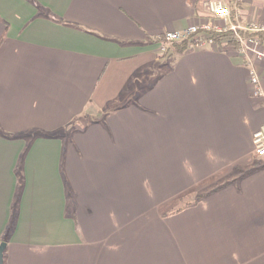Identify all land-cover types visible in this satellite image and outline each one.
<instances>
[{
	"label": "crops",
	"instance_id": "crops-1",
	"mask_svg": "<svg viewBox=\"0 0 264 264\" xmlns=\"http://www.w3.org/2000/svg\"><path fill=\"white\" fill-rule=\"evenodd\" d=\"M209 1L0 0L3 264H264V62L155 39Z\"/></svg>",
	"mask_w": 264,
	"mask_h": 264
},
{
	"label": "built area",
	"instance_id": "built-area-1",
	"mask_svg": "<svg viewBox=\"0 0 264 264\" xmlns=\"http://www.w3.org/2000/svg\"><path fill=\"white\" fill-rule=\"evenodd\" d=\"M238 2L239 0H235ZM208 10L210 15L213 16L214 21L221 23H227L230 16V7L224 2V0H210L208 2ZM216 23V22H215ZM215 23L200 22L198 24H191L183 30L178 31H166L162 36L164 38V52H169L174 48V43L182 41L184 39H192L197 43H203L205 41L212 42L213 39L210 35L206 36L203 33H209L210 30L224 31L229 28L231 29H242L239 25H232V27H226L222 25H215ZM248 31L257 32L264 31V20L259 22H251L248 26L243 28ZM235 37L240 44V52H242L247 58V65L249 66V81L252 85V92L254 97H258L262 94V84L259 74L249 57V53L253 52L256 59L264 62V40L258 37H244L235 31ZM254 154L257 157H264V124L254 134Z\"/></svg>",
	"mask_w": 264,
	"mask_h": 264
},
{
	"label": "trees",
	"instance_id": "trees-1",
	"mask_svg": "<svg viewBox=\"0 0 264 264\" xmlns=\"http://www.w3.org/2000/svg\"><path fill=\"white\" fill-rule=\"evenodd\" d=\"M48 16L52 17L53 19H57L56 16L52 15L51 13H49ZM237 32L244 37H258V38L264 40V31L252 32V31H248V30L237 29ZM235 34H236L235 31H232V29H227L224 31H215V30L209 31V35L213 39V41H216L218 43L226 42L227 44L238 48L240 46V44L237 41ZM155 39L156 40H162V39L164 40L163 36H160L159 38H155ZM189 45H190L189 40L184 39L178 43H174V49L179 50V51H184L186 48H188ZM215 190H217V187L210 190L209 192H213ZM205 195H207V193L201 194V195H199V197L201 198ZM11 230L12 229H10V233H11ZM8 236H9V231L6 232V234L4 235L3 242L7 243Z\"/></svg>",
	"mask_w": 264,
	"mask_h": 264
},
{
	"label": "rangeland",
	"instance_id": "rangeland-1",
	"mask_svg": "<svg viewBox=\"0 0 264 264\" xmlns=\"http://www.w3.org/2000/svg\"><path fill=\"white\" fill-rule=\"evenodd\" d=\"M232 2H234V5L236 4V5H238V4H240V3H242V1L243 0H239L238 2H236L235 0H231ZM224 2L227 4V6H229L228 5V2H226V0H224ZM230 7V6H229ZM231 10V9H230ZM230 16H232V11H230ZM209 17H210V19H205L204 20V22H208V21H210L211 23H215V25H224V26H226L227 28L228 27H232V25H236V27H237V25L238 24H235V23H231V22H228L229 20H230V17H229V19L227 20V23H221L220 24V22L218 21H214V19H213V16L212 15H209ZM261 21H263V20H261ZM229 29H231V28H229ZM243 29V28H242ZM243 30H245V29H243ZM232 31H237V29L236 30H234V29H232ZM190 40H192V39H190ZM180 42V41H179ZM176 43H178V42H176ZM174 45V44H173ZM165 54H167L168 52H164ZM69 131H72V126H70L69 127ZM69 134V133H68ZM70 139L68 138V135L64 138V141L65 142H67V141H69ZM256 160V162L258 163V164H263L264 163V158H256L255 159ZM237 172V171H236ZM236 174H238V172L236 173ZM231 176H228V177H222L221 179H219L217 182H215L214 184L215 185H213V186H216L217 184H219V183H221V182H226L229 178H230ZM203 189V188H202ZM204 190V189H203ZM190 197H193V196H190Z\"/></svg>",
	"mask_w": 264,
	"mask_h": 264
},
{
	"label": "water",
	"instance_id": "water-1",
	"mask_svg": "<svg viewBox=\"0 0 264 264\" xmlns=\"http://www.w3.org/2000/svg\"><path fill=\"white\" fill-rule=\"evenodd\" d=\"M5 248H6V242H1L0 243V264H3V254H4Z\"/></svg>",
	"mask_w": 264,
	"mask_h": 264
}]
</instances>
